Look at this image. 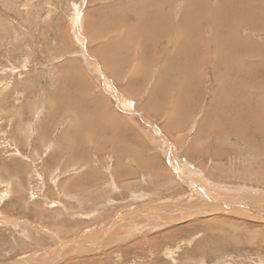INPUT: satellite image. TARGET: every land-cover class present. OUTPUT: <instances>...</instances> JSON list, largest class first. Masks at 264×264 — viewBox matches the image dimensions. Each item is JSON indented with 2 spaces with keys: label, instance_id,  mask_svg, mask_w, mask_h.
I'll return each instance as SVG.
<instances>
[{
  "label": "rangeland",
  "instance_id": "obj_1",
  "mask_svg": "<svg viewBox=\"0 0 264 264\" xmlns=\"http://www.w3.org/2000/svg\"><path fill=\"white\" fill-rule=\"evenodd\" d=\"M152 1L0 0V264H264V0Z\"/></svg>",
  "mask_w": 264,
  "mask_h": 264
},
{
  "label": "bare ground",
  "instance_id": "obj_2",
  "mask_svg": "<svg viewBox=\"0 0 264 264\" xmlns=\"http://www.w3.org/2000/svg\"><path fill=\"white\" fill-rule=\"evenodd\" d=\"M154 1V2H153ZM152 2L154 3V5H152L151 7L149 6V9H152L151 10V12L150 13H155V18H154V16H153V20L152 19H146V21L144 20V22H145V25H142V24H139V28H140V30H141V32L139 33L136 29L138 28V27H134V33H136L137 35L135 36V42H138L139 44H141V45H143V46H145L146 47V42L148 43V42H151L152 44H154L155 43V47H157V48H159V39H161L164 35H167V33H168V30L167 29H165V28H160V31H159V15H161L160 13H159V9H158V7L159 6H157V5H159V4H157V3H159V0H153ZM166 2H167V0H165ZM162 2V1H161ZM160 2V4H163V3H161ZM164 2V1H163ZM189 2V1H188ZM249 2V1H248ZM168 3H170L169 1H168ZM241 3V2H240ZM228 4V3H227ZM245 4V3H244ZM169 5H171V4H169ZM186 5H187V3H186ZM189 5H191V4H188V6ZM203 5V4H202ZM161 6V5H160ZM192 6V5H191ZM226 6V5H225ZM248 6H249V3H248ZM148 9V10H149ZM147 10V11H148ZM196 10V9H195ZM147 11H145V14H146V12ZM234 11V10H233ZM161 12V11H160ZM201 12H202V10L201 9H199L196 13H195V15H200L201 14ZM143 14H141V15H144V12H142ZM162 13H163V11H162ZM165 13V12H164ZM182 13V12H181ZM139 14V13H138ZM168 14V13H167ZM204 14H206V13H204V11L202 12V15L201 16H203ZM140 15V16H141ZM147 15V14H146ZM153 15V14H152ZM170 15V14H169ZM139 16V17H140ZM162 17H163V14L161 15ZM171 16V15H170ZM191 16H193V11H192V9L189 7V8H186V9H184V12L182 13V21H181V23H178V25H176V29H177V26H178V29H179V31L180 32H184V33H189V32H191V30H193V28H191L192 27V25L190 26L189 25V23H193V22H190L189 21V23H188V21L187 20H189V18L191 17ZM206 15H204V17H205ZM146 17V16H145ZM144 17V18H145ZM142 18V17H141ZM140 18V20H142V21H138V22H143V19H141ZM161 18V17H160ZM165 20L168 18V16L166 15L165 17H163ZM247 18V17H246ZM215 19H216V17H215ZM138 20V19H137ZM194 20V19H193ZM201 19L199 18V21H200ZM257 20V19H256ZM192 21V20H191ZM202 21V20H201ZM253 21V20H252ZM89 22V21H88ZM163 23H164V21H163ZM173 23V22H172ZM77 24V23H76ZM211 24V23H210ZM214 24V23H213ZM137 25V24H136ZM162 26V25H161ZM198 26H201V25H198ZM213 27V26H212ZM227 27V26H226ZM170 28V27H169ZM175 28V26H173V27H171L170 28V30H172V29H174ZM116 29V28H115ZM118 29V28H117ZM116 29V30H117ZM199 29H200V27H199ZM77 30V29H76ZM194 30H195V28H194ZM81 31V29H79L78 30V35H80L79 33H81L80 32ZM131 32V31H130ZM132 32V33H133ZM173 32V31H172ZM171 32V33H172ZM193 33H194V31H192ZM196 32V31H195ZM102 33V32H101ZM129 33V32H128ZM139 33V34H138ZM192 33V34H193ZM198 33V32H197ZM96 34H97V32H96ZM100 34V33H99ZM191 34V35H192ZM82 35V34H81ZM103 36V35H102ZM126 36V35H125ZM170 36V35H169ZM173 36V35H172ZM177 36V35H176ZM194 36V35H193ZM128 37V36H127ZM160 37V38H159ZM181 37H183V36H181ZM186 37V36H185ZM94 38V37H93ZM126 38V37H125ZM134 38V37H133ZM169 38H171V36L169 37ZM184 38V37H183ZM195 38V37H194ZM98 39V38H97ZM130 39V38H129ZM132 39V38H131ZM172 39V38H171ZM196 39V38H195ZM199 39V38H198ZM127 40V39H126ZM162 40V39H161ZM182 40V39H181ZM186 40V43L184 44L183 42V44L184 45H182L183 46V48L185 49V48H187L188 49V52L187 53H189L190 51H192V48H193V42H191V39H188V38H186L185 39ZM133 41V40H132ZM163 42V41H162ZM171 42V41H170ZM119 43V42H118ZM164 43V42H163ZM107 44V43H106ZM105 44V45H106ZM110 44H112V47H110V46H108V47H110V48H112V52L111 53H108V52H105V51H103V50H100V51H102L101 53H100V56L102 57V58H105V60L107 61H109V62H112V63H114V64H117L118 63V60H117V58H118V55H117V44H115L114 42L113 43H110ZM109 44V45H110ZM115 46H114V45ZM166 45H167V43H165ZM172 44V43H171ZM176 44V43H175ZM180 44V43H179ZM187 44V45H186ZM198 44V43H197ZM166 45L165 46H162L161 47V50L162 51H164V48H166ZM202 45V44H201ZM182 46H181V49H182ZM195 46H196V44H195ZM194 46V47H195ZM101 47V46H100ZM107 46H105V48L107 49L108 48ZM155 47H153V48H155ZM168 47V46H167ZM142 48V47H141ZM151 48V47H150ZM173 48H174V46H173ZM210 48V47H209ZM144 49H146V48H144ZM144 49H141V50H144ZM156 49V48H155ZM154 49V50H155ZM172 49V48H171ZM108 50H109V48H108ZM153 50V49H152ZM159 51V50H158ZM166 52L168 51L167 49L165 50ZM164 51V52H165ZM184 51V52H185ZM220 51V50H219ZM146 52H147V49H146ZM154 53H156V51L154 52ZM221 53V52H220ZM223 53V52H222ZM221 53V54H222ZM146 55H147V53H145ZM153 54V53H152ZM157 54V53H156ZM156 54H155V56H156ZM167 54V53H166ZM181 55H182V53H181ZM191 56H192V52H191V54H190ZM203 55V54H202ZM211 55V54H210ZM219 55V54H218ZM166 56H168V55H166ZM189 56V55H188ZM212 56H214V54H212L211 55V57H209V58H212ZM148 57V56H147ZM153 57H154V55H153ZM158 57V56H157ZM214 57H216V56H214ZM219 57V56H218ZM108 58H110V59H108ZM145 58V57H144ZM152 58V57H151ZM124 59V58H123ZM122 59V60H123ZM155 59V58H154ZM182 59H184V58H182ZM181 59V60H182ZM142 60V59H141ZM146 60H147V58H146ZM150 60V59H149ZM204 60V59H203ZM209 60V62H211L210 61V59H208ZM214 60V59H213ZM223 61H224V56H221V58L219 59V64H221V62L223 63ZM143 62H144V60H143ZM150 62V61H149ZM189 62V61H188ZM190 62H191V60H190ZM205 62V61H204ZM208 62V61H207ZM112 63H111V65H112ZM151 63V62H150ZM149 63V64H150ZM185 64L186 62H181L180 61V64L179 63H177L176 65L175 64H173V62L171 63L172 65V68H177L178 66H180L181 64ZM214 63V62H213ZM167 64V63H166ZM212 64V63H211ZM215 64H216V62H215ZM168 65V64H167ZM166 65V66H167ZM175 65V66H174ZM186 65V64H185ZM113 66V65H112ZM111 66V67H112ZM74 67V66H73ZM110 67V66H109ZM182 67H183V65L181 66V68H180V70H181V72L182 73H174V74H172V77H171V79L170 80H173V82L171 83H169V85L171 84L172 86H176L177 85V83L179 82V80H183V81H186L187 79H188V75H187V71H185V68L184 69H182ZM211 71H213V73L215 72L216 73V77H217V70H216V68L213 66V65H211ZM167 68V67H166ZM114 69V68H113ZM239 70V68H235V72H238V70ZM82 71V70H81ZM141 71V70H140ZM173 71V70H172ZM241 71V70H240ZM78 73H80V70H79V72ZM84 74V73H83ZM82 74V75H83ZM177 74V76H176V78H175V80L173 79V77L175 76ZM238 74H239V72H238ZM80 75V74H79ZM237 76V75H236ZM240 76V75H239ZM82 77V76H81ZM80 77V78H81ZM169 77V76H168ZM215 77V76H214ZM215 77V79L217 80V78ZM83 79V78H82ZM81 79V80H82ZM167 79V78H166ZM219 79H221V77L219 78ZM87 81H88V79H86ZM85 79L83 80L84 82L86 81ZM164 80H165V78H164ZM245 80V79H244ZM84 82L82 83V84H84ZM164 82V81H163ZM165 82H167V81H165ZM222 82H223V80H222ZM242 82V81H241ZM80 83V82H79ZM88 82H85V84H87ZM159 84V83H158ZM165 84V83H164ZM219 84V83H218ZM228 84V83H227ZM226 84V85H227ZM239 84V83H238ZM241 84V83H240ZM247 84V83H246ZM80 85V84H79ZM166 85V84H165ZM181 85V84H180ZM225 85V86H226ZM78 86V85H77ZM91 86V85H90ZM184 87H185V85H183ZM182 86V87H183ZM220 86H222L223 87V84L222 85H220ZM87 87V86H86ZM168 87V86H167ZM182 87L180 88V89H182ZM228 87H229V85H228ZM227 87V88H228ZM151 88V87H150ZM159 88V87H158ZM169 88V87H168ZM224 89H225V87H223ZM223 88H221V89H223ZM230 88V87H229ZM247 88V87H246ZM85 89V88H84ZM155 89V88H154ZM157 89V88H156ZM172 89V88H171ZM77 90H78V88H77ZM90 90V89H89ZM107 90V89H106ZM151 90V89H150ZM177 90H178V88H177ZM227 90V89H226ZM232 90V89H231ZM243 90V89H242ZM180 91H182V94H183V90H178V92H177V94H180L181 92ZM78 92V91H77ZM150 92V91H149ZM176 92V91H175ZM232 92V91H231ZM231 92H227V94L226 95H228L229 93H231ZM83 94H86L85 92L83 93ZM87 94H89V93H87ZM111 94V93H110ZM157 94H159V98H160V101H162V99H161V96H163V95H165L166 96V94H170V93H167V90H166V87H164L163 86V89H162V87H161V89L160 90H158V92L156 91V93H155V91H154V93H153V97L155 96L156 97V95ZM81 95V94H80ZM94 95V94H93ZM225 95V94H224ZM96 96V95H95ZM99 96V95H98ZM97 96V97H98ZM180 96V95H179ZM178 96V97H179ZM77 97H78V95H77ZM81 97V96H80ZM83 97V96H82ZM92 97V96H91ZM101 97V96H100ZM107 97V96H106ZM158 97V96H157ZM156 97V98H157ZM168 96H166V98H167ZM89 98V97H88ZM88 98H87V100H88ZM99 98V97H98ZM98 98H97V101H98ZM165 98V100H167ZM224 98H225V96H224ZM229 98V97H228ZM93 99V98H92ZM95 99V101H96V98H94ZM104 97L102 96L101 97V100H103L104 101ZM158 99V98H157ZM174 99H176V98H174ZM220 99V98H219ZM226 99V98H225ZM243 99V98H242ZM164 100V99H163ZM169 100V99H168ZM228 100V99H227ZM91 101V100H90ZM173 101V100H172ZM171 101V102H172ZM178 101V100H177ZM176 100L175 101H173V102H177ZM107 102V101H106ZM225 102V101H224ZM88 103V102H87ZM103 103V102H102ZM184 103H187V102H183V104ZM189 103V102H188ZM187 103V104H188ZM105 104V103H104ZM174 104V103H173ZM186 104V105H187ZM74 105V104H73ZM72 105V106H73ZM84 105V104H83ZM96 105V104H95ZM177 104H175V106H176ZM186 105H185V107H186ZM94 106V105H93ZM102 106V105H101ZM105 106V105H104ZM173 106V105H172ZM76 107V106H75ZM75 107H70L71 109L73 108L76 112H77V115H76V117H75V119H81V117H80V115L81 114H83L82 113V111L80 110V108H78L79 106H77L76 108ZM180 107V106H179ZM185 107H181V108H178V107H172L170 110H169V108L168 109H166L165 110V108H163L161 111H160V113L161 114H163L164 116H165V113L167 112H170V114L169 115H171V117L172 116H174L175 118L176 117H179L180 115H183V111H184V109H185ZM72 109V110H73ZM86 109V108H85ZM106 110H108L109 108H105ZM68 110H70V109H68V108H66L65 110H64V113H65V111L67 112ZM71 110V111H72ZM96 110H97V108H96ZM102 110V109H101ZM168 110V111H167ZM228 110V109H227ZM98 111H99V108H98ZM123 111V110H122ZM69 112V111H68ZM73 113H74V111H72ZM156 112H158V111H156ZM257 112V111H256ZM100 113V112H99ZM86 114V113H85ZM258 114V113H257ZM75 115V114H74ZM112 115V114H111ZM167 115V114H166ZM240 115V114H239ZM83 117V116H82ZM186 116H184V118H185ZM170 118V117H169ZM187 118V117H186ZM101 119V118H100ZM113 119V118H112ZM228 119V118H227ZM104 120V119H103ZM169 120V119H168ZM172 120H174L173 118H172ZM177 120V119H176ZM182 120H184V119H182ZM110 121V120H109ZM112 121V120H111ZM113 122V121H112ZM176 123V122H175ZM229 123H230V121H229ZM178 124V123H177ZM176 124V125H177ZM114 125V124H113ZM173 125H174V123H173ZM204 125V124H203ZM222 125H224V121H223V123H222ZM221 124L219 125V127L220 126H222ZM180 126V125H179ZM235 126V125H234ZM172 127V126H171ZM202 127V126H201ZM232 127H233V125H232ZM236 127L237 126H235V127H233V129L232 128H229V129H232V131L233 130H235L236 129ZM221 128V127H220ZM222 129V128H221ZM221 129L219 130V131H217V132H221ZM226 129V128H225ZM238 129H240V127H238ZM237 129V130H238ZM240 131V130H239ZM238 131V132H239ZM243 131V130H242ZM116 132V131H115ZM68 133V131H64V135H66ZM227 133H230V132H227ZM233 133V132H232ZM237 133V132H236ZM117 134V133H116ZM118 134H119V132H118ZM101 135V134H100ZM221 135H222V133H221ZM220 136V135H219ZM240 136V135H239ZM62 137V139H63V137L64 136H61ZM223 137V136H222ZM225 137V136H224ZM215 138V137H214ZM114 139H115V137H114ZM94 140V139H93ZM225 140V139H224ZM104 141H106V140H104ZM115 141H116V139H115ZM98 142V141H97ZM97 146V145H96ZM213 146H214V144H213ZM214 147H216V146H214ZM123 148V147H122ZM193 148H195V147H193ZM256 147H254V149H255ZM125 149V148H124ZM206 149H208V148H206ZM210 149V148H209ZM212 149V148H211ZM214 149H216V148H214ZM254 149H252V150H254ZM257 149V148H256ZM205 151V150H204ZM216 151H218V149L216 150ZM256 151H259V149H257ZM200 152V151H199ZM208 152V151H207ZM121 153V152H120ZM131 153V152H130ZM129 153V154H130ZM203 153V152H202ZM209 153V152H208ZM215 153V152H214ZM220 153V152H219ZM137 154V153H136ZM217 154L215 153L213 156H216ZM115 156V155H114ZM125 155H120V156H118L119 158L118 159H120V157H124ZM138 156V155H137ZM130 158V157H129ZM154 159V158H153ZM119 161V160H118ZM151 161V160H150ZM114 164V163H113ZM146 164V163H145ZM150 164V163H149ZM216 166V165H215ZM144 168V167H143ZM232 168V167H231ZM220 169H222V166H221V168ZM262 170V169H261ZM167 171V170H166ZM165 171V172H166ZM230 171H232V170H230ZM228 172V171H227ZM86 173V172H85ZM88 173V172H87ZM90 173V172H89ZM239 173V172H238ZM162 174V173H161ZM228 174H229V172H228ZM233 174V173H232ZM85 175V174H84ZM86 175H89V174H86ZM123 176V175H122ZM90 177H91V175H90ZM161 177V176H160ZM170 177H172V176H170ZM89 178V177H88ZM165 178H166V176H165ZM173 178V177H172ZM222 178V177H221ZM78 179V178H77ZM88 180V179H87ZM166 181H168V180H166ZM193 181V180H192ZM171 182V181H170ZM191 184V183H190ZM177 184H175V186H176ZM194 187V186H193ZM176 188H177V186H176ZM197 188V187H196ZM206 188V187H205ZM205 188H203V189H201L200 187L198 188V190L200 191V193L202 194V198L205 200V201H207V202H204L203 203V205L205 206V205H210V206H212V207H214L213 209H217V208H221V207H227L228 205L227 204H224L223 202H220L221 200H219V199H215V198H213L206 190H205ZM194 191V189L192 190V192ZM5 194H7V193H5ZM217 196V195H216ZM219 198V197H218ZM235 197H233V199H234ZM223 199V198H222ZM236 200V199H235ZM246 200V199H245ZM224 201V200H223ZM244 201V200H243ZM213 203V204H212ZM221 203H222V205H221ZM225 203H227V202H225ZM248 203V202H247ZM194 204V203H193ZM235 204V203H234ZM242 205H241V207L242 208H244V209H246V208H248V204H246L245 202L244 203H241ZM224 205V206H223ZM233 205V204H232ZM179 206V205H178ZM202 207V208H200V210L199 211H202L203 213H205V212H208L209 210H208V206L205 208V207ZM251 206V208H252V210H250L251 212L252 211H255V208H253V206L252 205H250ZM211 207V208H212ZM241 207H239L238 209L235 207L234 208V205H233V208L234 209H237V211H242V209H240ZM264 207V206H263ZM186 209V208H185ZM224 209V208H223ZM260 210V209H259ZM258 210V211H259ZM157 211V210H156ZM132 212V211H131ZM148 212H149V210H148ZM185 212V211H184ZM188 212V211H187ZM191 212V211H190ZM195 212V211H194ZM193 212V213H194ZM201 212V213H202ZM213 212V211H212ZM259 212H261V211H259ZM189 213V212H188ZM208 213H210V212H208ZM250 213V212H249ZM127 214V213H126ZM162 214V213H161ZM173 214H175V213H173ZM186 214V213H185ZM251 214V213H250ZM189 215H190V213H189ZM264 215V210H262V216ZM169 216V215H168ZM193 216V215H192ZM199 216V215H198ZM205 217V216H204ZM256 217V216H255ZM117 218V217H116ZM173 218V217H172ZM171 218V219H172ZM165 219V218H164ZM186 219V218H185ZM192 219V218H191ZM119 220V219H118ZM170 220V219H169ZM173 221V220H172ZM171 221V222H172ZM115 223V222H114ZM118 223V222H117ZM60 246H62V247H60ZM59 247H57V248H55L56 250L58 249V251L59 250H61L62 248H63V244L62 245H60ZM76 246V245H75ZM59 253H60V251L59 252H57L56 251V253H53L54 255H55V257H57L58 255H59ZM57 255V256H56Z\"/></svg>",
  "mask_w": 264,
  "mask_h": 264
}]
</instances>
